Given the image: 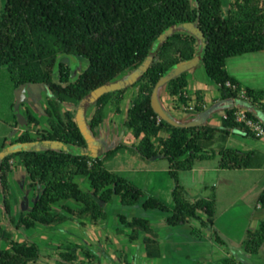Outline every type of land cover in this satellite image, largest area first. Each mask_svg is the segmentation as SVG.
<instances>
[{"label": "trees", "instance_id": "obj_1", "mask_svg": "<svg viewBox=\"0 0 264 264\" xmlns=\"http://www.w3.org/2000/svg\"><path fill=\"white\" fill-rule=\"evenodd\" d=\"M224 0H5L0 13V67L7 66L16 87L43 86L53 97L46 110L47 125L38 136L20 134L9 147L12 150L0 162V199L7 224L0 216V264H39L44 257L40 247L28 238L21 240L23 230L38 226L53 228L76 218L82 227L97 226L106 221L105 205L118 197L124 207H135L146 197L141 188L119 173L106 167V162L122 153L134 152L143 160L165 158L169 174L176 185L172 191L174 207L149 196L142 204L145 210L169 213L165 223L180 227L194 220L200 229L192 234L202 237V230L211 229L216 215V196L188 200L179 184L180 172L192 171L199 161L220 159L221 170H248L255 167V154L242 153L220 146L232 132L240 130L256 138L242 122L237 121L241 107L248 117L264 124V90L244 87L227 70V61L234 57L264 51V0H234L224 15ZM172 26L187 34L175 32L167 36ZM200 29L204 42L193 30ZM160 41L151 65L138 80L128 87L112 90L93 105L94 113L87 126L95 138L106 119L108 107L122 114L127 91L139 86L128 109L124 129L132 133L137 145L118 144L103 155L87 149L88 142L77 121V111H61L62 105H76L91 96L96 89L113 84L122 74L137 71L146 63L154 42ZM75 56L88 66L73 80L75 70L59 56ZM200 57L208 79L219 90V102L225 108L220 128L207 124L177 127L160 117L153 105V94L160 81L180 63ZM189 71H183L167 84L170 97L180 105L189 106L192 96H186ZM59 77L54 81V75ZM245 97L242 98L241 93ZM192 114L204 115V95L195 94ZM160 118V121L158 120ZM40 120L27 114L25 126H39ZM18 127V125L16 126ZM259 139V138H256ZM57 142L68 151L46 149L43 143ZM98 146V145H97ZM97 146L95 148H97ZM7 145H4L6 149ZM15 149H19L17 152ZM18 160L38 193L28 212L19 217L13 214V192L10 185L12 161ZM86 177L91 192L83 190L76 178ZM73 201L77 205L61 204ZM258 202L264 207V193ZM203 215V216H202ZM205 216V218H204ZM119 223L130 232L134 242L141 234L147 256L161 255L158 235L152 223L141 217L118 215ZM216 241L226 242L219 234ZM4 245V246H3ZM244 252L256 255L264 245V219L257 230L247 234ZM79 247L60 254L61 263L75 264ZM89 260L94 256L86 252ZM222 264H247L236 255Z\"/></svg>", "mask_w": 264, "mask_h": 264}, {"label": "rangeland", "instance_id": "obj_2", "mask_svg": "<svg viewBox=\"0 0 264 264\" xmlns=\"http://www.w3.org/2000/svg\"><path fill=\"white\" fill-rule=\"evenodd\" d=\"M233 1L234 0H224L223 10L225 16L228 14L229 4ZM4 7L5 0H0V13L3 11ZM177 32L181 34L188 33V31L184 29L178 30ZM159 43L160 41L154 42L146 60L147 63L153 59ZM58 61L67 64L75 70L73 80L83 73L88 66L86 60L75 56L60 55ZM227 70L229 74L237 78L244 87L264 90V51L229 59L227 61ZM137 72L140 73L141 71L138 69ZM193 72H196V76L195 78L192 77L189 86L191 90L194 88V85H197L198 87L205 89L208 97H211L212 95L216 96L218 94V89L215 84L207 81L208 78L202 64H198ZM13 76L14 74L10 72L7 66L0 67V157L5 150L3 148L4 145H8L6 147L8 148L10 142L20 134L30 132L32 136H38L43 129H49V126L46 123L48 118L46 110L49 108V97L51 96L49 91L46 87L35 85L21 86L18 89L16 87L18 78H16L17 80H14ZM128 78L129 71L122 74L114 83L127 80ZM58 80L59 77L55 74L54 81L58 82ZM22 87L27 90V97H25L22 103L17 106L18 92ZM136 88L138 91L139 86ZM164 88L165 91L163 90V93H168L167 84L164 85ZM196 92L197 91L192 94H189L188 90L186 92V96H192L193 98L191 104L196 100ZM241 97L246 98L244 92L241 93ZM130 103V99L124 103L123 116L116 115L112 107L107 108V120L103 123L102 129L100 127L97 130L98 140L103 142V149L100 150L99 155L104 153V149L106 151L110 150L121 143L131 147V142H135L132 133L125 131L123 126ZM93 104H89L85 108L83 118L86 125L89 124L91 116L94 113L95 107ZM178 105L179 110H172L168 115L174 120L184 123V121L190 117L189 114H192L194 110H189V106H182L179 103ZM67 110H76L78 113L80 106H61L62 112ZM240 110L245 111L247 109L241 107ZM28 113H31L40 120V128L35 125H31L30 127L21 126L22 122L27 118ZM220 119L221 116L219 112H215L213 118L208 121V124L211 125L215 121L220 122ZM17 125L18 129H16ZM220 146L243 153H255L257 158L255 159L254 168H258V165L261 164L264 166V160L262 159V156H264V138L256 139L248 136L246 132L236 130L231 134L225 144L217 142L215 149H219ZM219 162L220 159L218 157L212 160L199 161L195 165L196 171H194V173L193 171L180 172L178 181L181 186L186 188L187 196L192 201L197 197H201L202 199L207 197L210 198L214 192H217L218 201L216 204V215L213 219L214 225L212 229L216 231L222 239L225 238L229 242L231 240V242L235 243L243 237L246 229L250 227V221L253 220L252 214L255 212L257 196L264 191L262 184V182H264V168L260 171L257 169L250 171L221 170L219 168ZM11 163L13 168L11 173L12 192L15 201L20 202L24 198L33 199L39 189L37 187L32 188L31 185L25 183V180H27L28 177L18 160H14ZM106 167L113 172L121 174L128 181L142 188L147 196L159 199L169 208L174 207L172 191L175 188L176 182L168 173L169 162L165 158L161 157L153 160H143L134 152L122 153L112 160L107 161ZM199 169H204V172H201L203 177L202 184H199L196 181L197 179H195L196 176L200 174ZM214 183L217 185V188L215 189L213 188ZM18 207L22 208V205H18ZM14 208L17 210L16 207ZM17 211L16 213H18ZM105 211L107 213V219L103 222L102 230L106 233L113 235L115 234L116 229L121 230L123 228L119 223V214L125 215L128 218L141 217L152 223V227L157 233L158 239L161 236V239L165 242L167 239L172 238L174 241L176 240L178 243L182 244L178 249V252L171 253V256H169L168 259V264H198V262H200V259L197 260L198 257H201L199 256L200 248L193 243L190 244L187 242L189 237L192 240H198L197 236L192 234V230L200 229L199 221L194 220L185 226L170 227L166 225L164 221L167 213H163L159 210H145L142 208L141 204H138L135 207H124L121 205L118 198L112 203L105 205ZM2 223L7 224L6 219L2 218ZM38 227L41 229L38 233L34 234V238H36L34 243H36L41 251L44 252L51 248L49 244H53V238L52 243H50L51 241L49 240H45L54 237L53 230H46L47 228L43 226ZM188 228L190 231H188ZM203 231L204 230H202V232ZM187 232H189V237L187 236ZM31 234H33L31 231L23 230L20 234V238L22 240L26 238L29 239ZM56 234L54 242L62 243L67 241L65 235H62L61 237L59 233ZM72 240L78 241L75 237L72 238ZM227 245L230 248L231 245ZM116 247L118 249H124V251L129 253V250L127 248L126 250L124 245L121 246L117 243ZM185 253L189 254L190 257L185 258ZM60 254V252L54 254L57 255L56 258L58 263L61 262ZM43 256L46 258L49 257L45 254ZM160 257L155 258L152 264H156ZM240 259L243 260V258ZM77 262L78 264H82L86 261H79L78 259ZM208 262L209 261L207 260L204 264H208ZM214 264L218 263L215 262Z\"/></svg>", "mask_w": 264, "mask_h": 264}, {"label": "crops", "instance_id": "obj_3", "mask_svg": "<svg viewBox=\"0 0 264 264\" xmlns=\"http://www.w3.org/2000/svg\"><path fill=\"white\" fill-rule=\"evenodd\" d=\"M194 69L195 68L191 69L189 72V75H188L189 86L191 84L192 77L195 78V76H196L195 75L196 72H193ZM134 73H135V71H129V78L128 79H130ZM192 73H194V74H192ZM124 81H126V80H124ZM207 81L212 83L209 79ZM217 89H218V87H217ZM163 90L165 91L164 86L161 87L159 89V92H158V100H159V103H160L161 107L163 108V110L167 113H170L172 110H179L178 102L174 98L170 97L167 92L163 93ZM187 90L189 91V94H192L195 91H202L203 92L206 110L212 109L211 114L206 118L204 124L209 125L208 121H210L213 118L215 112H219V114L221 116V119H220L221 121L220 122L215 121L210 126L220 128L222 126V118L225 115V108L219 102V99H220L219 90H218V92H217L218 94L216 96L212 95L211 97H208V94L206 93L205 89H202L201 87H198L197 85H194V88L192 90L189 87ZM136 94H137V88L136 87L127 91V93L125 95V100L123 101V104H122V111L123 112L120 116L124 115V109H123L124 103L128 99H130V102H131L130 107H131L132 102H133ZM51 99H52V97L50 96L49 100H51ZM189 115H190V117L187 118L184 121V123H180L179 121L174 120L172 117H171V119H173L174 121H176L180 124L189 125L192 122H194L195 120H197V118L200 116V115H196V114H189ZM105 120H107V113H106V119ZM23 122L25 123V120ZM23 122H22L21 126H25ZM40 126H41V124L37 127L40 128ZM102 127H103V125L101 126V129H102ZM16 129H18V127ZM230 136H229V138H230ZM96 139L98 140V137ZM14 140H12V141H14ZM101 143L103 145V142H101ZM138 143H139V140L135 139V142L132 141L131 145L132 146L137 145ZM96 150L98 151L97 154L99 155L100 149L98 148V146H97ZM105 151L106 150L104 149V153H105ZM262 157H263L262 159L264 160V156H262ZM256 158H257V155L255 154V159ZM263 168H264V166L261 164V165H258V168L248 169V171L254 170V169H257L258 171H260ZM192 171H193V173H194V171H196L195 167ZM201 172H204V169H199L200 174L198 176H196V178H195V179H197L196 181L199 184L203 183V177L201 175ZM168 173H169V170H168ZM11 175L12 174H10L9 180H10V185L12 187ZM76 182L80 184V186L83 190H85L86 192H91L90 183H89L88 178L78 177V178H76ZM25 183L27 185H31L29 178H27V180H25ZM262 184H263V190H264V182H262ZM183 188H184V193H185L186 198L188 200H190L189 197L187 196L186 188L185 187H183ZM213 188L214 189L217 188L216 183L213 184ZM263 193H264V191H263ZM263 193H261L260 195L257 196V204L255 207V212L252 214V219L254 220V222H253V220L250 221V224H249L250 227H248L246 229L243 237L240 240H238L235 243L231 242V240H230V242H229V243H231L230 248L228 247V245L223 246V245H220L216 241V234H218V233L212 229L213 227L211 229L204 230L202 237H200V238L197 237L198 240L190 239L189 232H187V236L189 237V240L187 242L190 244L193 243L196 246H198V248H200L199 256H201V257L197 256L198 257L197 260L200 259L199 260L200 262H198V264H204L207 260L210 262V264H214L215 262H217L218 264H222L224 259L232 257L234 255H236L239 258H243V260L247 264H264V245L261 248L260 252L256 255L246 254L244 252V245H243L244 241L247 237V234L251 231L257 230L259 225H260V222L264 219V207L261 206L258 202L259 197ZM145 195H146V193H145ZM213 195L216 196V204H217V201H218L217 192H214ZM148 197L149 196L146 195V197L144 199H142L139 204H141V206H142L144 200ZM117 198L118 197H115L114 200ZM199 199H202V198L197 197L196 199H194V201H192V200H190V201L195 202ZM204 199H209V198L207 197ZM32 204H33V200L29 199V198H24L20 202H16L15 199H13V202H12L13 214L15 216L19 217L21 214L28 212L29 209L31 208ZM61 204H69L72 206L77 205L73 201L62 202ZM18 205H22V208H19ZM14 207H16V209L18 211L15 210ZM16 211L18 213H16ZM169 215L170 214L167 213L166 217H168ZM0 216L2 218H4V211H3L1 200H0ZM166 217H165V219H166ZM165 219H164V221H165ZM102 226H103V222L97 226H89V227L84 228L81 226L80 221L78 219L73 218L72 220L68 221L67 223H65L63 225H59V226L53 227V228H47L46 230H53V236L54 237L57 235L56 233H59L61 235V237H62V235H65L67 238V241H64L62 243L61 242H54V237H50V238L46 237L47 239H45V240L51 241L50 243H52V238H53V244H49V246H51V248H49L47 251H44V252L42 251L43 255L45 254V255H48L49 257L48 258L43 257L39 261V263L40 264H60L57 261V258H56L57 255H54V254L57 252H60V253L65 252V251L67 252L69 249H73L76 247H79V250H78L79 261H86L82 264H152L153 263L155 258H150L147 256V250H146V247L144 244V238H145L144 234H141L138 240L131 242L127 237V234L130 232L128 229H124V228H122L121 230L116 229L115 234L112 235V234L106 233L104 230H102ZM40 229L41 228L37 227L35 230H33V231L31 230V233H33L29 237V240L31 242L36 241V238H34V234L38 233V231ZM188 231H190L189 228H188ZM74 237L77 238L78 241H73L72 238H74ZM158 242H159L160 250L162 253H161L160 259L157 260L156 264H168L169 263L168 259H169V256H171V253L178 252V249L182 245V244L178 243V241H176V240L174 241L172 238H169L165 242H163V239H161V236L158 239ZM117 243L120 244L121 246L124 245L125 249L127 248L129 250V253H127V251H124V249H118L116 247ZM204 243H205V245H204ZM86 252L91 253L95 257L94 260H89L87 257H85ZM82 255H84V256H82ZM184 255H185V258L190 257V255L187 253H185ZM209 262H208V264H209ZM75 264H78V262H76Z\"/></svg>", "mask_w": 264, "mask_h": 264}, {"label": "water", "instance_id": "obj_4", "mask_svg": "<svg viewBox=\"0 0 264 264\" xmlns=\"http://www.w3.org/2000/svg\"><path fill=\"white\" fill-rule=\"evenodd\" d=\"M178 30L177 26H172L170 29L167 30L166 35L167 36H171L172 34H174L176 31ZM194 35L201 41L204 42V36L201 32L200 29H194L193 30ZM200 61V57L195 58L192 61H187V62H182L180 63L168 76L164 77L160 83L158 84V86L156 87L154 94H153V105L157 111V113L160 115V117L165 118L166 120H168L172 125L174 126H179V127H185L187 126L186 124H180L176 121H174L173 119H171V117L168 115L167 112H165L163 110V108L161 107L159 100H158V92L159 89L161 87H163L164 85L168 84V82L173 79L178 77L183 71H189L193 68H195ZM151 65V61L150 62H146L143 66H141L139 68V70L141 71L140 73H138L137 71H135V73L131 76L130 79L126 80V81H118L117 83H113L107 86H103L100 87L98 89H96L95 91L92 92L91 96L88 97L86 100H84L81 105H80V110L77 113V121L79 123L80 128L82 129L84 136L88 142V146L87 149H84L81 151V153L84 152H92L93 154L98 153V151L96 150V146L98 145V148L101 150L103 149V145L102 143L97 140L90 132H88L87 130V126L86 123L84 121L83 118V114L85 113V108L87 105L89 104H93L95 103L101 96H103L106 93L111 92L112 90H118L120 88L123 87H128L131 86L132 84H134L138 78H140L142 76V74L147 70V68ZM25 97H27V90L22 87L20 89V91L18 92V100H17V106H19L22 101L25 99ZM212 109L207 110V112L204 115H200L197 120H195L194 122L191 123V125L194 126H201L204 124L206 118L211 114ZM42 147L46 148V149H54V150H65L68 151L69 147H67L66 145H64L63 143H57V142H47V143H43ZM12 150V147H8L6 148L3 153L1 154L0 157V162L10 154ZM19 149H15V151L17 152ZM227 244L230 245L229 241L227 239H223Z\"/></svg>", "mask_w": 264, "mask_h": 264}, {"label": "built area", "instance_id": "obj_5", "mask_svg": "<svg viewBox=\"0 0 264 264\" xmlns=\"http://www.w3.org/2000/svg\"><path fill=\"white\" fill-rule=\"evenodd\" d=\"M247 100H249L248 98H246ZM195 103V102H194ZM191 104L189 105V110H194L195 104ZM224 117L226 118V114L224 115ZM160 121V118L158 119ZM237 121L238 122H242L246 125V127H248L254 134V136L256 138H264V124L262 121H256L250 117H248L247 115V110H239L237 113Z\"/></svg>", "mask_w": 264, "mask_h": 264}, {"label": "flooded vegetation", "instance_id": "obj_6", "mask_svg": "<svg viewBox=\"0 0 264 264\" xmlns=\"http://www.w3.org/2000/svg\"><path fill=\"white\" fill-rule=\"evenodd\" d=\"M25 127V126H24ZM25 133V132H24Z\"/></svg>", "mask_w": 264, "mask_h": 264}]
</instances>
